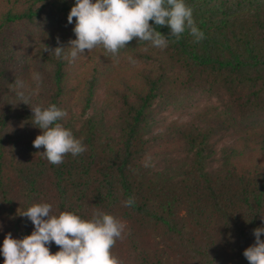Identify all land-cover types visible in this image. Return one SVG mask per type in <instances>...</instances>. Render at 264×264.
I'll use <instances>...</instances> for the list:
<instances>
[{
  "label": "trees",
  "instance_id": "16d2710c",
  "mask_svg": "<svg viewBox=\"0 0 264 264\" xmlns=\"http://www.w3.org/2000/svg\"><path fill=\"white\" fill-rule=\"evenodd\" d=\"M185 3L202 41L186 31L160 50L133 39L116 56L100 47L69 63L43 50H70L75 0H0V248L34 230L19 214L49 203L53 215L125 222L111 250L120 264H249L243 252L264 227V0ZM15 80L30 106L67 112L60 122L83 154L59 166L42 157ZM202 101L212 103L195 109ZM169 109L190 112L160 122Z\"/></svg>",
  "mask_w": 264,
  "mask_h": 264
},
{
  "label": "clouds",
  "instance_id": "9594fccd",
  "mask_svg": "<svg viewBox=\"0 0 264 264\" xmlns=\"http://www.w3.org/2000/svg\"><path fill=\"white\" fill-rule=\"evenodd\" d=\"M74 18L76 38L68 41L70 50L66 53L65 46L54 49L46 46L44 52L73 63L79 56L100 47L116 56L133 39L164 50L170 38L178 41L186 31L197 43L205 38L193 17V8L185 0H75L67 16L68 24ZM150 21L155 26H167L170 32L167 36L162 34ZM57 44L60 45L59 37ZM33 78L38 80L39 75ZM14 84L19 103L29 105L23 82L15 80ZM30 108L32 124L41 130L32 142L33 147H43L40 153L50 164L59 166L65 156L76 157L87 150L82 140L60 122L67 116L66 111L55 104ZM150 160L148 157L143 166L149 167ZM134 203L132 197L123 202L126 207ZM19 215L27 217L34 230L22 239L13 238L11 233L5 236L0 248L4 264H120L111 250L117 240L124 238L126 223L111 214L97 211L89 220L73 212H61L57 216L52 214L51 204L37 203ZM261 219L264 221V216ZM253 235L255 242L244 250L243 256L249 264H264L261 239L264 227L255 228ZM53 243L60 249L54 254L50 252Z\"/></svg>",
  "mask_w": 264,
  "mask_h": 264
},
{
  "label": "rangeland",
  "instance_id": "374dc122",
  "mask_svg": "<svg viewBox=\"0 0 264 264\" xmlns=\"http://www.w3.org/2000/svg\"><path fill=\"white\" fill-rule=\"evenodd\" d=\"M212 102H206V101H202L200 103H197L195 106L196 108H199L203 105H207V104H211ZM192 110V109H190ZM186 112H190V111H182V112H174L172 110H167L166 112H164L163 114L160 115L159 117V121L160 122H168V121H172L175 119H179L178 121H184L187 118V114ZM160 130V129H158ZM230 142V138L227 136H224L222 139H220V141L218 142V144H216V148H219L220 146L226 145Z\"/></svg>",
  "mask_w": 264,
  "mask_h": 264
}]
</instances>
